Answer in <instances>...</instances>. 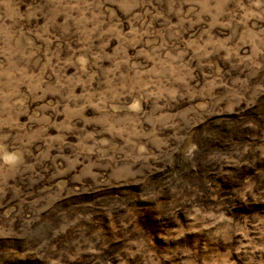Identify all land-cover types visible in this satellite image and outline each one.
Here are the masks:
<instances>
[{
    "label": "rangeland",
    "instance_id": "1",
    "mask_svg": "<svg viewBox=\"0 0 264 264\" xmlns=\"http://www.w3.org/2000/svg\"><path fill=\"white\" fill-rule=\"evenodd\" d=\"M41 2L35 0L36 4ZM137 2L121 0L125 5L123 13L116 12L124 20L117 28L121 36L133 30L141 32V25L146 23H151V29L160 28L151 17L130 19L145 11L128 9V5ZM154 7L152 0V7L147 10L153 11ZM20 11H25V5ZM37 16L33 26L43 35L29 39L42 52L53 54L51 62L55 65L66 58L63 50L55 53L64 45L57 42L59 32L54 26L44 31L48 16ZM62 19L55 16V25L61 24ZM171 23H177L176 17H171ZM251 25L248 21L246 34L243 25L236 29L242 36L231 55L221 53L237 62V67L227 76L208 80L209 96L233 89L243 99L236 103L231 98L222 100L203 113H189L183 120L181 117L190 106L205 101L195 97L157 113L161 119L154 131V142L166 146L165 152L171 153L170 163L147 159L142 176L123 182L74 179L82 166L77 165L72 172L64 171L66 164L56 150L45 151L43 142L35 140L29 149L38 161L33 164L32 179L9 181L11 187L0 191V264H264V69L253 74L249 68L253 56L255 62L264 58L259 43L264 37L258 36V30ZM198 27L184 31L183 39L188 41ZM218 35L213 28L207 36L193 38V49L206 46L209 38ZM137 38L143 42L137 48L145 51L160 44L159 38L151 35ZM118 44V38L111 39L105 53L119 55ZM127 51L131 55L132 49ZM192 51L183 57L185 61ZM103 63L108 66L107 61ZM216 63L219 72L229 69L228 61ZM195 64L193 60L189 66ZM151 66L149 61L148 67ZM73 71L67 68L64 77L70 78ZM209 71L204 69L205 74ZM198 79L202 86L204 79ZM80 93L79 87L73 90L74 95ZM55 99L48 95L43 102ZM43 102L30 104L29 114ZM136 107L144 106L129 103L130 110ZM50 111L45 110L43 115L48 116ZM93 111L86 108L84 117ZM63 119L57 116L55 122ZM27 120L28 115L18 117L21 125ZM174 134L183 139H171ZM47 135L56 136V129L48 128ZM68 139L75 143L74 137ZM191 143L197 145V150L186 161L184 152ZM151 156H156L155 150ZM162 187L166 196L157 195ZM194 220L198 222L193 223Z\"/></svg>",
    "mask_w": 264,
    "mask_h": 264
},
{
    "label": "clouds",
    "instance_id": "2",
    "mask_svg": "<svg viewBox=\"0 0 264 264\" xmlns=\"http://www.w3.org/2000/svg\"><path fill=\"white\" fill-rule=\"evenodd\" d=\"M21 5H25L24 12L20 11ZM127 7L145 9L130 19L151 17L160 28L151 29V23H146L141 25V32L133 30L121 36L117 28L124 20L116 15L125 8L121 0H42L39 4L35 0L27 4L25 0H0V191L11 187L9 181L32 179V167L38 161L29 149L37 139L43 142L45 151L56 150L66 164L64 171L72 172L77 165L82 166L74 179L123 182L142 176L147 159L171 162V153L164 150L166 146L154 142L160 109L195 97L205 101L190 106L181 117L183 120L189 113H203L222 100L231 98L236 103L243 99L233 89L209 96L208 80L227 76L228 71L237 67V62L229 61L221 53L231 55L240 43L238 37L242 33L237 32L238 27L243 25L246 34L251 21L257 35L264 37V0H155L153 11L147 10L152 7V0H139ZM37 13L48 16L44 31L54 26L59 32L57 42L64 45L55 53L63 50L66 58L55 65L51 62L53 54L42 52L29 39L43 35L33 26ZM57 15L63 17L59 25H55ZM171 17H176V24L171 23ZM194 25L199 27L185 41L183 32ZM213 28L219 35L209 38L206 46L193 49L192 39L207 36ZM142 34L159 38L160 44L148 51L137 48V44L143 43L137 38ZM113 38L119 39V55L104 51ZM259 43L264 49V39ZM189 50H193L192 55L185 61L183 57L189 55ZM193 60L195 67H190ZM217 60L228 61L229 69L219 72ZM251 61L249 68L253 74L264 69V58L255 62L253 56ZM67 68L74 69L70 78L63 75ZM205 68L210 70L207 74ZM198 77L205 81L202 86ZM76 87L81 89L80 95L73 94ZM48 95L57 99L43 102ZM36 101L43 103L29 114L28 106ZM130 102L144 107L130 110ZM89 107L94 111L84 117L83 112ZM48 109L49 115L44 116ZM21 115L29 116L24 125L18 123ZM57 116L64 119L56 123ZM48 128H55L56 136H48ZM69 137H74L75 143ZM171 139L183 138L174 134ZM153 150L155 157L151 156ZM196 150L195 143L189 144L184 160L190 161ZM157 195L166 196L165 188H160Z\"/></svg>",
    "mask_w": 264,
    "mask_h": 264
}]
</instances>
